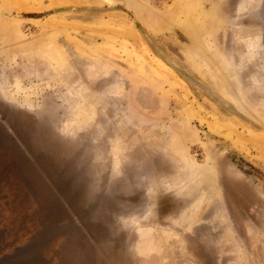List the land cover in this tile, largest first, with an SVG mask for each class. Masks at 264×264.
I'll list each match as a JSON object with an SVG mask.
<instances>
[{"label":"rangeland","instance_id":"1","mask_svg":"<svg viewBox=\"0 0 264 264\" xmlns=\"http://www.w3.org/2000/svg\"><path fill=\"white\" fill-rule=\"evenodd\" d=\"M0 264H264V0H0Z\"/></svg>","mask_w":264,"mask_h":264},{"label":"trees","instance_id":"2","mask_svg":"<svg viewBox=\"0 0 264 264\" xmlns=\"http://www.w3.org/2000/svg\"><path fill=\"white\" fill-rule=\"evenodd\" d=\"M29 17H33V16H29Z\"/></svg>","mask_w":264,"mask_h":264}]
</instances>
